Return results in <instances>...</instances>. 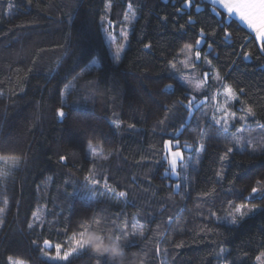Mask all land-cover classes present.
I'll use <instances>...</instances> for the list:
<instances>
[{
	"label": "trees",
	"instance_id": "1",
	"mask_svg": "<svg viewBox=\"0 0 264 264\" xmlns=\"http://www.w3.org/2000/svg\"><path fill=\"white\" fill-rule=\"evenodd\" d=\"M130 11L116 62L102 19L118 28ZM185 45L219 85L194 95L179 80ZM260 47L209 0H0V264H98L86 249L65 263L45 258L70 250L85 222L127 231L133 264H257L264 208L237 225L220 219L259 202L249 192L264 187V151L252 150L264 145ZM222 84L237 94L232 114L253 109L242 127L251 145L236 144L240 123L225 131L212 120L208 101L188 107ZM166 141L188 155L176 178Z\"/></svg>",
	"mask_w": 264,
	"mask_h": 264
},
{
	"label": "rangeland",
	"instance_id": "2",
	"mask_svg": "<svg viewBox=\"0 0 264 264\" xmlns=\"http://www.w3.org/2000/svg\"><path fill=\"white\" fill-rule=\"evenodd\" d=\"M167 1V0H165ZM213 2V0H211ZM216 5H219L218 3L213 2ZM137 17V15H134V13L132 11H130L129 13H127L125 15V19L122 22L121 26L117 28V26L115 27L114 25H109L107 24V15H105V17L102 19V23H106L104 24V30L105 32V41L106 44L110 50V54L111 57L118 62L119 61V55H121V53L123 52L124 49H126L125 47H127V43H128V37L129 34L131 32L132 29V24L135 21V18ZM247 29H249L247 27V25L242 22L239 17L237 18ZM258 43H262V41L257 40ZM191 59V51H185L184 54V60L182 61V68H181V75H179V80H181L185 85H188L191 89V91L193 92L194 95H197L199 93H202L205 89H206V83H213V87L219 85V81L216 79L217 75H215V72H209V71H205L203 73H200V70L196 69L195 70V66L190 65V60ZM186 62V63H185ZM187 65V66H186ZM204 73H208V75H211V77H205ZM201 75L203 76V78L201 77ZM182 76V77H181ZM189 81L191 83H189ZM199 84L200 88L199 90L196 89V85ZM225 85H221L220 89L210 98L208 99L207 97L202 98L198 104H193L192 108H197L199 106H203V108H206L205 102H209L208 104L211 107V113H212V120L215 122L217 119H219L221 121V123L219 124L220 126H224L225 128H230L232 125L234 126V122H238L240 123L239 126H237V128L234 130V135L233 137H242L243 139L241 140V143L239 144H245L246 142L249 141V137H251V135H247V130L242 128L243 126H246V121L248 120V114L247 112H244V110L242 108H240L242 115L241 114H237L235 116V114H232V107H233V101L232 99H229L226 94H225ZM214 89V88H213ZM209 92V91H208ZM211 93V91L209 92V94ZM241 116H245L247 117L245 120H241L240 117ZM225 121H227V123H225ZM223 127V128H224ZM224 128V129H225ZM234 128V127H233ZM231 130L232 127L230 128ZM230 131L228 129H225V131ZM235 137V138H236ZM176 146V144H175ZM167 154H168V161H169V167H170V174L171 176H173L174 178L177 177V170L179 168L180 163H183L184 160L186 159L185 157L188 156L187 154H184L182 152V150H172V146L171 145H167ZM185 151L187 152L189 150V148L184 147ZM176 151H180L182 153L183 159H180L179 157L176 158L177 159V166H176V174L172 173V169H171V164L170 161L172 159V153L176 152ZM246 211V209H245ZM253 214V213H251ZM249 214V215H251ZM248 215V216H249ZM235 216L237 219V223H232V217ZM246 216V217H248ZM244 217V218H246ZM244 218H240L239 214L235 212H233V214H231L228 217L225 218H221L220 221L228 224V225H237L241 220H243ZM79 237H76L75 239H79ZM74 242V239H73ZM73 242L70 245V250H63L60 248V252L59 255L63 256L66 253H71V249L73 247ZM82 250H78L76 253H71L69 255V259L76 255L79 254ZM264 252H262L260 254V259L257 260V264H264ZM57 255V247L55 248V255L54 256H45L46 259H48L51 262L54 263H65L68 260H60V259H51V257H55ZM21 264V263H19Z\"/></svg>",
	"mask_w": 264,
	"mask_h": 264
},
{
	"label": "snow or ice",
	"instance_id": "3",
	"mask_svg": "<svg viewBox=\"0 0 264 264\" xmlns=\"http://www.w3.org/2000/svg\"><path fill=\"white\" fill-rule=\"evenodd\" d=\"M213 2L218 3L223 9L226 10V13L231 16L233 14H235L236 16L239 17V19L244 22L247 27L249 29H251L255 34V38L257 40L262 41L261 43V47L260 50L262 52H264V0H213ZM183 27V26H181ZM201 37L204 35V30L201 29L200 32ZM227 35V34H226ZM196 45H200L201 44V39H197L196 40ZM145 47H150V45H145ZM208 47L211 48L212 44H208ZM191 50V46L190 45H185V48L182 49V51ZM245 57L247 58V56L249 55V53H244ZM201 57V52L200 51H196L195 52V58L197 60H199ZM186 63V62H185ZM207 63H211V61H207ZM172 68H175V64L171 65ZM187 66V65H186ZM205 77H207L208 73H204ZM217 80H219V76L216 77ZM189 83H191L189 81ZM169 87H172L171 85H169ZM200 85L197 84L196 85V89L199 90ZM240 93L244 92V88H240L239 89ZM225 94L229 99L235 100L237 99V94L236 92L230 87V86H226L225 88ZM196 97L193 96L192 99L188 100V107L191 109V107L194 104ZM58 111V115L63 117L64 116V110L63 108H60L57 110ZM248 116H252L254 115L253 113V109L252 108H247L246 109ZM247 117L245 116H241L240 119L241 120H245ZM216 124H220L221 121L219 119H217ZM225 123H227V121H225ZM129 127H134V125H129ZM243 138L242 137H236L235 138V142L237 145H239L241 143V140ZM167 145H171L172 141H166L165 142ZM249 145H251L253 143V141L251 139H249L248 141ZM257 148H260V150L264 151V145H256V147H254L252 150L256 151ZM233 149L232 148H228L227 152H232ZM227 155V153L225 154ZM180 158L183 159L182 153L180 151H176L172 153V159L170 161L171 164V169H172V173L176 174V166H177V159L176 158ZM61 160H64L65 157L61 156L60 157ZM221 159H223V157H221ZM4 175H6V173H4ZM257 185H262L264 184V182L261 181H257L256 182ZM179 186V185H177ZM119 195L121 197H124L126 195L125 192H120ZM249 196L253 198V200L255 201L257 198L259 200V202H253L251 203V205H241L239 207L235 208V212L239 214L240 218H244L246 216H248L251 213L256 212L257 210L264 208V187H259V186H253L251 188V191L249 192ZM246 209V211H245ZM3 209H0V212H2ZM232 223H237V219L235 216L232 217L231 220ZM96 223H99V221H96ZM87 227L88 226H84V230L80 232L79 239H75L74 238V242H73V247L71 249V253H76L78 250H82L84 249L83 247V243H82V237L84 235V232L87 231ZM140 235H143V233L141 232ZM118 239H124L125 242L127 243L128 240V233L127 231H124L121 235H117ZM45 245H49L50 242L48 240H44L43 242ZM60 252V246L57 245V255L55 257H51V259H60V260H68L69 259V255L71 253H66L63 256L59 255ZM264 255V254H262ZM98 258V264H99V258L102 257H97ZM260 257H257V260H259ZM14 264H19V262H14Z\"/></svg>",
	"mask_w": 264,
	"mask_h": 264
},
{
	"label": "clouds",
	"instance_id": "4",
	"mask_svg": "<svg viewBox=\"0 0 264 264\" xmlns=\"http://www.w3.org/2000/svg\"><path fill=\"white\" fill-rule=\"evenodd\" d=\"M84 226H88L85 222ZM84 249L91 255L106 258L109 264H133L130 254L126 249L124 239H118L112 230H100L95 227H87L82 237Z\"/></svg>",
	"mask_w": 264,
	"mask_h": 264
},
{
	"label": "crops",
	"instance_id": "5",
	"mask_svg": "<svg viewBox=\"0 0 264 264\" xmlns=\"http://www.w3.org/2000/svg\"><path fill=\"white\" fill-rule=\"evenodd\" d=\"M212 4H214L211 0H209ZM215 6H217V7H219V8H221L222 10H224V11H226L225 9H223L220 5H216V4H214ZM231 17H233V18H235V19H237L238 18V16H236L235 14H233V15H231ZM238 20V19H237ZM239 21V20H238ZM240 22V21H239ZM241 23V22H240ZM242 24V23H241ZM243 25V24H242ZM252 33H253V35H254V37L256 36V34L251 30V29H249ZM257 40V39H256Z\"/></svg>",
	"mask_w": 264,
	"mask_h": 264
}]
</instances>
